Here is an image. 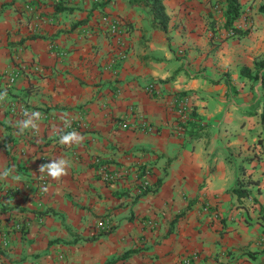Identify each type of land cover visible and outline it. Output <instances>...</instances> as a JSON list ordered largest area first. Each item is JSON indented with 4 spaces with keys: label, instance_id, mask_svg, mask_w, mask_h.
Returning <instances> with one entry per match:
<instances>
[{
    "label": "crops",
    "instance_id": "obj_1",
    "mask_svg": "<svg viewBox=\"0 0 264 264\" xmlns=\"http://www.w3.org/2000/svg\"><path fill=\"white\" fill-rule=\"evenodd\" d=\"M216 1L162 0L163 32L130 0H0V264H264V86L240 74L264 59V0L230 27Z\"/></svg>",
    "mask_w": 264,
    "mask_h": 264
},
{
    "label": "trees",
    "instance_id": "obj_2",
    "mask_svg": "<svg viewBox=\"0 0 264 264\" xmlns=\"http://www.w3.org/2000/svg\"><path fill=\"white\" fill-rule=\"evenodd\" d=\"M133 3L140 4L144 7H147L150 10L151 14V22L152 25L155 28L160 29L163 32L167 31L168 28V22H169V17L165 12L164 4L162 0H130ZM226 2V9L224 12L225 16V26L230 27L232 23L238 18L239 12H240V4L238 0H225ZM259 10L261 12H264V5L260 6ZM245 32H240V34H243ZM254 66V74H252V71L250 68L243 67L240 70L241 76L249 79V80H260L261 81V86H264V59L261 60H255L253 63ZM212 83H218V81H212ZM228 87L231 88L229 82H227ZM189 118H194L196 119L195 115L191 112ZM262 122H264V111L262 113ZM147 190V189H146ZM145 190V191H146ZM143 191L142 193H145ZM233 192L238 196V197H245L248 195V191L244 188V185L240 180H237V187L233 190ZM108 231V230H107ZM103 234L106 231H101ZM131 252H127L122 258H125L129 256ZM111 264L113 262H110ZM109 263V264H110Z\"/></svg>",
    "mask_w": 264,
    "mask_h": 264
},
{
    "label": "clouds",
    "instance_id": "obj_3",
    "mask_svg": "<svg viewBox=\"0 0 264 264\" xmlns=\"http://www.w3.org/2000/svg\"><path fill=\"white\" fill-rule=\"evenodd\" d=\"M7 98V90L0 92V102L5 101ZM24 119L18 120L16 122V127L19 134H23L28 130L39 131L38 121L42 118L41 113L39 112H23ZM83 137L75 132H61L59 136V143L62 145L71 146L72 144H78L82 141ZM71 166L70 160L60 157L52 160L50 163L42 164L39 168L40 173H46L47 176L52 179L59 180L62 176L66 175L67 169ZM9 175V170L5 169L0 172V179H4Z\"/></svg>",
    "mask_w": 264,
    "mask_h": 264
},
{
    "label": "built area",
    "instance_id": "obj_4",
    "mask_svg": "<svg viewBox=\"0 0 264 264\" xmlns=\"http://www.w3.org/2000/svg\"><path fill=\"white\" fill-rule=\"evenodd\" d=\"M103 24L106 26L107 28V31L109 34L111 35H116V36H120L121 34H123V26L121 25L120 22L118 21H115V20H111L109 18H103ZM235 33L232 29H230L228 32H227V35L228 36H233ZM16 75H10L9 78H8V83L10 84H13L16 80ZM187 103H188V98L185 97L181 100L180 102V109L178 110V113L180 115H187V118L188 120L190 119L189 116L191 114V112L188 110V106H187ZM24 107L22 105H13L10 107V111L11 113H22L24 112ZM45 157L42 158L43 161H45ZM99 173L101 175V178L103 181H106V182H111L113 181L115 178H116V173H110L108 172L107 168L105 166H101L100 169H99ZM147 189V184L146 183H142L140 185V188L138 189V192L139 193H142L143 191H145ZM148 225L151 227V228H154L156 226V224L154 222H148ZM101 231H107L109 230V226L107 224L103 225L100 229Z\"/></svg>",
    "mask_w": 264,
    "mask_h": 264
},
{
    "label": "rangeland",
    "instance_id": "obj_5",
    "mask_svg": "<svg viewBox=\"0 0 264 264\" xmlns=\"http://www.w3.org/2000/svg\"><path fill=\"white\" fill-rule=\"evenodd\" d=\"M217 5H220L222 3V0L216 1ZM240 135L237 134V132H232V135L229 134V138H231L232 141H236Z\"/></svg>",
    "mask_w": 264,
    "mask_h": 264
}]
</instances>
